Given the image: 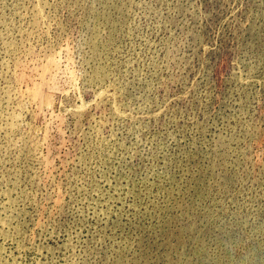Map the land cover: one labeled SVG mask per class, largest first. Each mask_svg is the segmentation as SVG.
<instances>
[{"label": "rangeland", "instance_id": "1", "mask_svg": "<svg viewBox=\"0 0 264 264\" xmlns=\"http://www.w3.org/2000/svg\"><path fill=\"white\" fill-rule=\"evenodd\" d=\"M0 264H264V0H0Z\"/></svg>", "mask_w": 264, "mask_h": 264}]
</instances>
